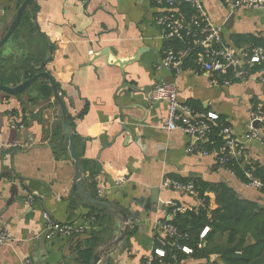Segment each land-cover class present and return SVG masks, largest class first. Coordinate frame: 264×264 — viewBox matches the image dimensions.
<instances>
[{
    "label": "crops",
    "instance_id": "crops-1",
    "mask_svg": "<svg viewBox=\"0 0 264 264\" xmlns=\"http://www.w3.org/2000/svg\"><path fill=\"white\" fill-rule=\"evenodd\" d=\"M201 2L212 24L221 27L225 44L239 57L245 59L259 47L252 39H264V6L233 9L230 0ZM20 3L0 0V39ZM25 10L28 24L0 48L8 73L20 82L27 64L34 74L49 73L81 159L83 190L122 207L129 217L117 254L102 264H144L148 254L165 251L169 244L159 223L173 219L171 204L200 205L187 193L163 187L165 178L224 182L264 207V193L220 167L216 152L203 148L206 140L164 130L167 104L150 101L146 93L150 85L173 83L180 103L212 113L230 126L242 146L237 159L264 166V120L255 129L258 136H251V114L264 104L263 68L253 70V64L243 80L232 78L223 85L211 83L191 58L177 73L162 67L167 41L156 23L160 8L153 0H33ZM231 12L234 17L226 27ZM235 36L245 37L239 46ZM41 81L50 88L49 96L37 89L39 83L18 94L0 90V225L8 235L0 243V264H81L77 246L83 247L93 233L101 236L97 245L109 240L117 220L78 196L61 108L48 81ZM122 126L130 128L129 136ZM82 162L88 167L85 171ZM154 188L159 203L152 202ZM204 195L208 208H216L215 194ZM43 212L55 221L87 228L75 238L44 239ZM197 263L187 259L181 264Z\"/></svg>",
    "mask_w": 264,
    "mask_h": 264
},
{
    "label": "built area",
    "instance_id": "built-area-1",
    "mask_svg": "<svg viewBox=\"0 0 264 264\" xmlns=\"http://www.w3.org/2000/svg\"><path fill=\"white\" fill-rule=\"evenodd\" d=\"M153 1L160 8L155 20L161 27L165 40L168 41L171 38H177L183 42V46L178 49L171 47L165 49L161 61L162 67L177 73L182 68L183 63L188 58H191L196 68L209 74L211 83L228 85L232 78L235 80H243L248 74L247 68L264 59V47L253 48L246 55L245 59H242L236 54L235 49L226 45L222 38L221 27L212 24L209 20L203 9L201 0ZM181 2L190 4L195 10V15L190 17L188 23H184L176 16V7ZM230 5L233 9L242 6L261 8L264 6V0H230ZM229 65L233 66L232 72H228L227 70ZM260 79L264 81V72L260 76ZM151 100L165 101L167 104V115L162 125L164 130H179L183 134L207 140L213 121L217 116L212 113L200 112L187 104L180 103L177 99L176 88L173 83L156 84L151 91ZM251 118L252 122L256 119L259 121L264 120V111L258 110L252 113ZM251 131L252 137L258 136L255 128L252 127ZM221 135L224 139V145L219 148L216 155L218 165L223 167L228 162L229 157H235L241 154L242 146L233 136L229 125L221 129ZM211 152L215 151L212 150ZM200 153L203 155L208 154L205 150L200 151ZM246 176L249 180L247 185L255 188L262 186V183L257 177L251 176L250 173H246ZM162 186L178 192L187 193L196 199L197 204L202 203V199L198 196L191 182H181L176 179L165 178L162 181ZM171 207L174 212H184L195 209L196 205L187 206L172 203ZM42 217L45 224L44 239H50L55 236L75 238L81 235L87 228L85 225L79 226L72 222L61 223L55 221L47 212H43ZM159 229L167 238H172L170 243L172 246L179 248L185 254L191 252V249L186 245H179L177 243L178 239H182L186 235L180 234L171 222L159 223ZM208 229V227H204L201 230V238L205 236ZM7 240L8 235L4 227L0 225V243H4ZM164 256V250L156 249L144 258V264H172L163 261L162 258Z\"/></svg>",
    "mask_w": 264,
    "mask_h": 264
},
{
    "label": "trees",
    "instance_id": "trees-1",
    "mask_svg": "<svg viewBox=\"0 0 264 264\" xmlns=\"http://www.w3.org/2000/svg\"><path fill=\"white\" fill-rule=\"evenodd\" d=\"M176 8V16L184 23H188L190 17L195 15L194 8L188 3L181 2ZM27 21L25 10L13 33L15 34L21 26L28 24ZM236 37L235 45L239 46L245 37ZM252 41L254 46L264 47V39L253 38ZM182 46L183 42L177 38H171L166 42V48L178 49ZM5 62L7 61L0 57V84L12 86L18 84L20 79L8 73ZM27 66L30 65L27 64ZM27 66L24 67L22 80L28 79L34 74L33 69L27 68ZM263 67L264 59L259 63H254L252 68L257 70ZM41 82V79H38L33 83H39L37 89L44 96H49L50 88ZM261 111H264V104ZM226 125L227 123L219 117L213 121L206 140L207 143L203 145L204 149L214 150L218 153L219 148L224 145L221 129ZM87 168L86 163L82 162V170L85 171ZM223 168L231 171L246 184L249 181L246 173L257 177L262 183L259 190L264 193V166H260L256 162L243 163L241 158L229 157ZM193 185L198 196L202 199V203L193 210L175 211L171 220L178 232L186 235L184 238L178 239L177 243L186 245L191 249V252L185 254L179 248L170 245L172 238H168L169 244L165 248V256L162 260L172 264H181L187 259L197 260V264H218L216 259L223 264H264V207H259L257 203L240 196L224 182L211 183L199 180L197 184L193 183ZM207 191L215 194L217 206L212 210L208 208L205 201L204 194ZM168 210L170 212L172 208ZM95 217L99 220L100 215L96 214ZM204 227L209 229L201 238L200 232ZM100 241L101 236L93 233L88 237L83 247L77 246V259L81 264H91L94 248ZM212 255L217 257L211 259Z\"/></svg>",
    "mask_w": 264,
    "mask_h": 264
},
{
    "label": "water",
    "instance_id": "water-1",
    "mask_svg": "<svg viewBox=\"0 0 264 264\" xmlns=\"http://www.w3.org/2000/svg\"><path fill=\"white\" fill-rule=\"evenodd\" d=\"M32 2H33V0H21V3L16 10V13L14 15L12 22L10 23L6 32L4 33L2 38L0 39V48L8 40V38L14 32V30L17 28V26L21 20L23 12L25 11L26 7H28ZM233 17H234V13L231 12L226 23H225L226 27H228L231 24ZM48 57H49V53H47L44 60L37 67L38 69L44 66ZM118 62L120 64V66L123 65V63L121 61H118ZM227 70H228V72H232L233 66L229 65L227 67ZM38 79H44V80L48 81V83L52 89V92H53V99L59 104V106L61 108L60 118L62 119V123H63L64 143L67 147V153L72 158L73 164H74L75 169H76L74 184H75L78 196L87 203L94 204V205H97L101 208L106 209L111 215H114L117 218V220L114 221V227H113L114 231H113L110 239L103 242V243H100L99 245H97L95 247L93 255H92L91 264H102L103 260L106 261L107 258H113V256H115L117 254L119 247L122 245L125 237L127 236V233L129 230L128 214L126 213V211L122 207L112 205L109 202L104 201L100 197H91L89 192H85L83 190V188H82L83 176L81 173V159H80V156H79L76 144H75V139H74L73 134L69 128L68 118L66 116V109H65L61 99L59 98V92L57 90L56 83L53 80V78L49 75V73H47L45 71H39V72L33 74L28 79H25V80L21 81L20 83L13 85V86L0 84V90L6 92L8 94H18V93L23 92L28 86H30L34 81H36ZM123 84H125V83H123ZM154 86L155 85H150L147 87V89H148V92H146L147 98L150 101H152L151 100V91H152ZM258 124H259V120L256 119L252 122V127L257 129ZM121 130H122V132L123 131L125 132V135L127 134L129 136V134H131V130L129 127L122 126ZM152 192L155 193L154 196L152 197V202L153 203H159L157 200V196H156L157 195V188H154L152 190ZM10 200H12V196L9 198V200L7 202H9ZM214 256H216V255H213V257H211V259H214L215 258Z\"/></svg>",
    "mask_w": 264,
    "mask_h": 264
}]
</instances>
